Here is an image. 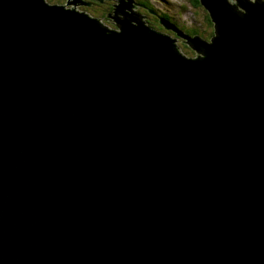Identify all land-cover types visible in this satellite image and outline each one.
Masks as SVG:
<instances>
[{
	"label": "water",
	"instance_id": "obj_1",
	"mask_svg": "<svg viewBox=\"0 0 264 264\" xmlns=\"http://www.w3.org/2000/svg\"><path fill=\"white\" fill-rule=\"evenodd\" d=\"M109 1L0 0V264H264V0Z\"/></svg>",
	"mask_w": 264,
	"mask_h": 264
},
{
	"label": "flooded vegetation",
	"instance_id": "obj_2",
	"mask_svg": "<svg viewBox=\"0 0 264 264\" xmlns=\"http://www.w3.org/2000/svg\"><path fill=\"white\" fill-rule=\"evenodd\" d=\"M47 1L50 4H57V5H63L64 6L63 0H47ZM77 1L78 2H81V1L89 2L90 3L89 6H82L81 5L80 9L83 11H87L91 14L94 11V13L96 15L100 14L99 12L101 11V9L105 10V8H106V9L112 11L113 5L115 3V1H109V0H105V3H103V4L95 2L94 0H77ZM200 7L203 8L202 6H200ZM142 8L144 10V6H142ZM152 11L153 12L148 16V23L150 24V26H152L153 28H155L159 31H162L166 34L171 35L173 38L176 39V42L179 45L186 47V48H189V47H187V44L184 42L183 38L178 37L177 34L173 31L165 30L164 27L160 24V22H159V17L161 16L160 11L159 10H157L158 12L156 10H152ZM203 12L205 13V18H206L205 20L207 21L206 25H204L203 23L198 22V21H192L189 23V25H185L183 23L176 22L170 18L169 19L172 20L173 22H175L177 24V26L179 27V29H181L186 35H189L191 37H201L204 40L208 39L207 41H210L212 39V37L214 36V32H215L214 25L211 22L210 17L204 8H203ZM166 14H168V13H166ZM189 51H190V55H189L190 57L196 56V54L191 49H189Z\"/></svg>",
	"mask_w": 264,
	"mask_h": 264
},
{
	"label": "rangeland",
	"instance_id": "obj_3",
	"mask_svg": "<svg viewBox=\"0 0 264 264\" xmlns=\"http://www.w3.org/2000/svg\"><path fill=\"white\" fill-rule=\"evenodd\" d=\"M233 1L235 2L236 0ZM192 2L193 0H156L155 2L149 1L150 5H156V9L170 14L176 22L189 25V23L192 21H198L206 25L207 21L205 20V13L203 12V8H201L199 5H195V3ZM139 11L147 16H149L153 12L152 10H149L147 8H145L144 10L143 8H141L139 9ZM105 26L107 27L106 24ZM115 29L116 28H113V30ZM179 47L180 51L188 56L190 55L189 49H191L196 54V52L188 44L187 47L189 48L183 47L181 45H179Z\"/></svg>",
	"mask_w": 264,
	"mask_h": 264
},
{
	"label": "trees",
	"instance_id": "obj_4",
	"mask_svg": "<svg viewBox=\"0 0 264 264\" xmlns=\"http://www.w3.org/2000/svg\"><path fill=\"white\" fill-rule=\"evenodd\" d=\"M66 1H67V0H63L64 5L66 4ZM149 1L155 2L156 0H138V2H140V3L144 6V9L147 8V9H149V10H156V11H157V9H156V7H155L156 5H154V4L150 5ZM192 3H193V2H192ZM197 4H198V3H197ZM195 5H196V4H195ZM159 11H160V10H159ZM112 12H113V10L110 11V10H108V9L105 8V10H104V9H101V11L99 12V13H100L99 15H96V14L94 13V11L92 12V15H93V16H96V17H98V18H102V19H103V22L105 23V19H107V16L110 15ZM157 12H158V11H157ZM160 15L163 16V17H165V18H168V19L170 18V19L174 20V18H172L171 15L166 14V12L160 11ZM205 19H206V18H205ZM208 21H209V20H208ZM105 24H106V23H105Z\"/></svg>",
	"mask_w": 264,
	"mask_h": 264
},
{
	"label": "bare ground",
	"instance_id": "obj_5",
	"mask_svg": "<svg viewBox=\"0 0 264 264\" xmlns=\"http://www.w3.org/2000/svg\"><path fill=\"white\" fill-rule=\"evenodd\" d=\"M158 10V9H157Z\"/></svg>",
	"mask_w": 264,
	"mask_h": 264
}]
</instances>
